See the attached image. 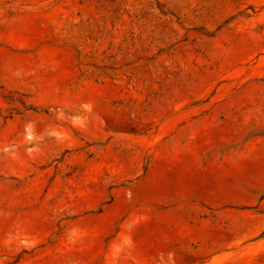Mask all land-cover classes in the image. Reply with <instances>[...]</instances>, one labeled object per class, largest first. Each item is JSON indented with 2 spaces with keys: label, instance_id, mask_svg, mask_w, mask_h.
I'll return each instance as SVG.
<instances>
[{
  "label": "rangeland",
  "instance_id": "rangeland-1",
  "mask_svg": "<svg viewBox=\"0 0 264 264\" xmlns=\"http://www.w3.org/2000/svg\"><path fill=\"white\" fill-rule=\"evenodd\" d=\"M0 264H264V0H0Z\"/></svg>",
  "mask_w": 264,
  "mask_h": 264
}]
</instances>
